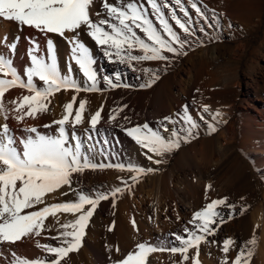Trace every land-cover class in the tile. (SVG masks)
Listing matches in <instances>:
<instances>
[{
	"label": "snow or ice",
	"instance_id": "obj_1",
	"mask_svg": "<svg viewBox=\"0 0 264 264\" xmlns=\"http://www.w3.org/2000/svg\"><path fill=\"white\" fill-rule=\"evenodd\" d=\"M218 18L215 10L211 17L208 15L202 0H0V20L16 23L21 31L24 27L33 29L45 37L44 48L35 37L26 38L30 44L29 63L23 75L12 59L19 37L11 42L6 36L0 38V116L7 121L9 115L15 112L14 118L22 123L26 116L35 119L49 111L50 98L57 93L71 90L79 94L81 91L100 92L109 88L129 87L121 83L119 72L103 76L106 87H99L101 77L94 67L96 60L91 49L81 40L82 33L102 50L109 62L129 68H133V62H163L166 67L173 59L187 55V50L192 46L189 37L205 31L204 27L199 26L201 22L213 28L211 21ZM50 34L64 38L71 45V63L66 64V71L59 66ZM72 64L86 79V85L77 82ZM141 70L152 73L148 82L141 87H151L159 79L152 69ZM16 87L27 89L30 94L23 96L20 103L10 102L14 107L9 109L3 98L9 89ZM76 99L74 95L72 101L63 106L64 113L60 119L42 126L51 128L56 125V134L28 126L22 129L24 135L17 138L7 122L0 124V247H11L24 238L41 236L46 231L45 222L49 217L58 225L57 235L51 238L60 241L58 246L40 245L52 257L47 262L19 258L13 252L11 264H61L62 261L67 264L65 258L80 249L88 223L100 203L115 198L117 193L124 190L122 187L104 191L97 189L89 194L73 188L74 174H82L86 169L113 167L137 174L153 171L130 164L96 162L92 148L84 145L77 132V127L84 123L86 101L82 100L74 112ZM124 108L127 105L113 109L109 122H115ZM102 110L103 105L91 115L89 127L84 129V139L109 145L107 139L96 140ZM209 111L210 106L204 105L199 117L201 121L205 119L203 114ZM220 116L221 113L217 111L212 118ZM122 119L130 126L119 123L115 126L144 149V155L149 160L171 153L182 142H190L197 135L199 126L190 114L188 105H184L183 112H177L175 116H164L157 122L159 128L148 122L134 124L127 113ZM210 131H216L215 126H210ZM98 151L100 154H110L103 147ZM154 162L159 164L163 161L155 159ZM130 179L136 182L138 175H132ZM122 183L128 186L127 180H122ZM211 187L208 185L207 189ZM57 192L62 196H68L71 192L76 199L47 203L45 197ZM223 209L230 210L227 217ZM243 211V208L238 210L234 204H230L227 197L212 199L193 212L183 229L184 235H175L179 246L164 249L138 242L134 251L116 259L113 264H149L150 254L165 250L179 254L181 264H200L201 244H216L221 225L232 219L234 213L241 214ZM58 213L72 214L75 218L60 224ZM132 223L135 226L134 220ZM221 244V264H250L256 238L253 236L248 241L237 243L229 237L223 239ZM234 249H238L237 255L230 258L229 252ZM114 251L119 252L120 249L116 247ZM2 255L3 251H0Z\"/></svg>",
	"mask_w": 264,
	"mask_h": 264
},
{
	"label": "bare ground",
	"instance_id": "obj_2",
	"mask_svg": "<svg viewBox=\"0 0 264 264\" xmlns=\"http://www.w3.org/2000/svg\"><path fill=\"white\" fill-rule=\"evenodd\" d=\"M235 1L236 0H202V4L205 6V11L211 17L213 14V10H215V14L217 16L219 9H221L222 7L227 9L237 7L235 6L237 5L235 4ZM237 1L240 3L239 0ZM247 4L249 3L247 2ZM225 12L228 13L227 11ZM230 12L233 14V10ZM193 15H195L194 11ZM224 16L226 17L223 18V24L224 26H226L229 23V16L228 14H225ZM218 22V19L214 20L215 25L218 24ZM202 23L203 22H201L200 24ZM244 23L246 24V22ZM196 35H202V32H197ZM5 36L7 37L9 42L19 37L17 50L12 56V59L14 60L15 66L23 75L24 68L29 63L28 48L30 44L26 38L35 37L40 43L41 47L44 48L45 37L35 32L33 29L24 27L23 31H21L17 27L16 23L0 20V38ZM50 36L53 39L54 45L56 47L59 66L62 71H66V64L71 63V45L64 38H61L56 34H50ZM190 38L194 37H189V39ZM81 40H83L86 46L91 49V52L96 60V64L94 65V67L101 77L99 81V87L101 89H105L106 87L105 81L102 79V77L105 75L112 76L116 72H119L121 75V83L129 85V87H118L115 89L109 88L100 92L81 91L79 94H76L71 90L67 92L57 93L55 94V96L50 98L51 103L48 105L49 111L38 115L37 118L33 119L26 116L24 121L21 123L14 118L16 113L13 112L9 115L7 121H5L2 116H0V124L7 122L9 124V127L14 130L17 138L24 135L22 129L28 126H36L42 132L48 134H56V125H52L51 128H43L42 126L51 124L52 121L60 119L64 113L63 106L66 103L71 102L72 97L76 95L77 99L76 103L74 104V112L78 107V104L82 100L86 101L84 123L77 127V132L83 140L84 145L92 148L93 156L95 157L96 162H112L114 164L123 163L125 165L130 164L134 167H140L147 161V158L144 155L145 150L138 146L130 137H128L121 128H118L115 125L119 123L121 125H124L125 127L130 126L126 121L122 119L123 115L127 113L134 124H142L144 122H148L155 128H159L160 124L157 122L162 120L164 116H175L177 112H183L184 105H188L190 114L194 117V119H196L199 126L196 130L197 135L195 136V138H192L190 142L181 143L182 145H186L187 143H191L192 141H194L185 149L183 154L185 153L187 157L191 156L194 159L201 157L199 159L204 161L206 160L205 157L207 154H209L208 156L211 158L215 156L221 157V155L225 156L227 154L229 144H224L218 147H214L211 145V147H208L207 143L209 142H207L206 139L198 140L200 136L208 134L210 132V126H215V128H217L218 126L222 125L225 120L228 119L227 114L220 112L219 109H217L214 105H209V100L211 97H215L216 95L220 94L227 95L229 93L228 90H219V82L217 79L212 77L201 81L198 78L197 74L194 73L191 68L181 71L174 70L175 72L170 74L169 72L171 71L172 67L175 66L173 62L177 58L170 61L166 67L163 62H144L142 64H135V62H133V68L124 67L120 64L109 62L108 59L102 54V50L86 34H81ZM211 60L214 59H212L211 57ZM72 68L77 82L81 85H86L88 82L81 75L74 64H72ZM142 68L152 69L159 76V79H157L154 84H156L158 80H160V82L154 89L147 90L148 87H141V85L148 82L152 75V73H146L142 71ZM140 89L142 91L139 92ZM29 94L30 93L27 91V89H22L19 87L11 88L5 93V96L3 98L4 103L9 109H11L14 107V104L10 102L16 101L17 103H20L22 101V97ZM117 96L119 97L118 100ZM89 99L94 100L93 108L87 103ZM101 105H103L102 119L97 125V128L99 129V136L96 137V140L107 139L110 142L109 145H101L99 143H96L95 140L89 142L88 140L84 139V129L89 127V120L91 115H93L97 110H100ZM124 105H127V108H124L123 112L117 115L116 121L109 122V116L113 114L112 110L115 108H121ZM204 105L210 106V111L209 113L203 114L205 119L204 121H201L199 117L200 114H202V108ZM217 111L221 113V116L219 118L213 119L212 116ZM240 129L244 133L243 141L241 143L242 152L246 155L251 153L255 158H257V160L259 158L264 159V124L242 125ZM258 143H261L262 146L257 147L256 144ZM93 145H95V147H93ZM102 147L108 149V153L110 154H100L98 150ZM170 154L171 153H167L163 157L156 158L162 159L163 161L158 164L160 165V168H163L168 163ZM220 166L221 165L218 163L216 164L215 168L219 170ZM218 170L215 171L217 172ZM234 172L235 173L232 175V178L228 179L225 184L221 186L219 191H232L233 187H235L238 181L243 180L244 178L246 179L247 175L249 174V169L246 166L239 165L237 166V170H234ZM103 173L104 171L100 170L96 172L86 170L82 174H74L73 188H77V190H81L91 194V189L89 188V185L91 184L89 180L90 177L94 174L102 175ZM172 179L173 178L170 174V183H172ZM193 188H191L190 192L186 191L187 193H189L190 198L184 208H182L180 202H178V196L180 195L177 190L176 192L174 191L175 193L171 192V195L174 197L175 201V204L173 205V218H170V215L168 213L170 206L169 202H167L166 200H164L162 204L161 200H155L153 202L152 199H149L150 197H140L138 199L130 197L127 203L128 206L125 209H123L124 207L121 208L118 206H113L111 201L107 200L104 204H102L103 207L96 210L93 217L90 219L85 230L86 234L83 237L80 249L78 251L69 253L65 258L67 264H113V261H115L116 259L136 249V247H133V243L131 244L132 241L136 244L138 242H146L150 244L151 239L148 238V236L150 234H154L155 229L162 232L169 245L178 246L179 242L177 240L171 242V235L174 232L177 235H184V227L182 228V226L178 224V222L181 221H176V219L180 220L181 216L190 217L193 211H196L199 207L202 208V206H204L207 202H210V200L215 199L216 197L215 189L212 187L211 189L206 188L207 190H205V195L202 196V194L200 193L201 196L199 197H196L197 195H194ZM107 189L111 188L104 187L103 190L100 189V191H104ZM60 191H63V189ZM197 191L200 190L197 189ZM75 199V195H73L71 192L68 196H62L59 194V192H57L48 194V196L45 197L47 203H58ZM130 213L135 215L144 214L146 220L149 223L147 226L150 229V231L148 230L146 234H143L138 227L129 225L130 230L129 235L127 236H129V239H131L132 241H129L124 236V230L128 223L126 222L128 220H126L125 218L127 216V219H130ZM128 214L130 215V218H128ZM74 218L75 216H73L72 214L58 213L60 224L66 223L67 221ZM164 219L167 220V222L164 221ZM169 226L171 227L169 228ZM45 227L46 231L42 232L41 236L39 237L32 236L29 238H24L21 241L17 242L14 246L0 247V251H3V255L0 256V264H11V261L14 259V257L12 256L13 252L16 254V257L19 258H27L30 260L39 259L44 262L51 260L52 257L50 256V254L45 252L43 248L40 247V245L47 244L58 246L60 244L59 240H53L51 238L52 236L57 235L56 229L58 228V225L52 217H49L45 222ZM110 227L112 228L111 231H109ZM245 227L248 234L247 239L250 240L253 236H255L256 240L258 239L259 241L257 249L251 255L250 264H264L263 205L257 207L256 210L251 214V216L245 220ZM47 229L51 230L49 231ZM91 232H94V235H92L93 233L90 234ZM173 238L175 239V236H173ZM116 247L120 249L119 252L114 251ZM201 256L203 257V253L201 254ZM177 257L179 258L177 264H181L180 255L177 254ZM156 260L154 258H152V260L150 259L149 264H160L157 263ZM166 263L164 260V264ZM61 264H64V262L62 261ZM183 264H187V262H183Z\"/></svg>",
	"mask_w": 264,
	"mask_h": 264
},
{
	"label": "rangeland",
	"instance_id": "obj_3",
	"mask_svg": "<svg viewBox=\"0 0 264 264\" xmlns=\"http://www.w3.org/2000/svg\"><path fill=\"white\" fill-rule=\"evenodd\" d=\"M239 1L240 3L237 0L235 1L237 5H234L237 7H232L231 9L221 8L226 10L219 9L217 13V17H219L218 24L215 25L214 20L211 21L214 24L213 28H209L203 23L200 24L201 27L205 28V31L202 32V35H196L194 38L189 39L192 46L187 50V55H181L174 60L175 63L173 62V64L175 66L169 72L172 74L175 71L191 68L201 81L213 77L219 82V90H228L229 93L227 95H216L209 100V105H214L220 112L227 114L228 119L218 126L216 131H210L208 134L198 138V140L206 139L209 142L207 143L208 147H211V145L218 147L229 144L227 154L213 158L207 154L205 161L200 160L199 158L201 157L197 159L191 156L187 157L183 152L194 142L192 141L186 145L181 144L178 149L172 151L168 163L163 168H160V165L154 162L157 157L154 156L153 160L146 159V163L140 167L153 169V171H147L143 174L114 167L103 170L86 169L92 172L104 171L102 175L94 174L90 177L91 184L87 185H89L91 193L96 189L103 190L104 187H110L111 189L122 187L124 189L122 193H117L115 198L109 199L112 205L114 203L116 207H124L123 209L128 206L127 203L130 197L134 199L150 197L149 199H152L153 202L155 200H161L162 204L164 200L169 202L168 213L170 218H173L175 201L171 192H176L177 190L180 195L178 196V202L184 208L190 198L187 192H190L191 188L194 187V195L199 197L201 194L202 196L205 195L208 185L215 189V199L227 197L228 202L234 204L236 209L243 208L244 211L241 214L234 213L232 219L221 225L220 231L217 233L216 244H201L200 253H203V257L200 254L199 260L203 259L200 260V263L204 261L205 264H221L223 253L220 249L223 239L230 237L236 240L237 243L248 241L245 220L251 216L257 207L264 206V159L259 158L257 160L251 153L246 155L242 152L241 143L244 133L240 129L242 125L264 124V0ZM232 10L233 14L230 12ZM225 14L229 16V23L226 26L223 24V18L226 17L224 16ZM242 18L246 20L243 21ZM211 57L214 60H211ZM159 82L160 80L148 87L147 90L154 89ZM140 91L142 90L140 89ZM118 98L117 96V100ZM87 103L93 108L94 100L89 99ZM256 146L260 147L262 144L258 143ZM218 163L221 165L219 170L215 168ZM239 165L248 167L249 174L246 179L238 181L230 192L219 191L221 186L232 178L235 173L234 170H237ZM215 170L218 171L216 172ZM170 174L173 178L172 183L169 182ZM132 175H138L136 182L130 179ZM122 180H127L128 186H125ZM197 189L200 191H197ZM106 201H102L96 210L101 209L103 207L102 204ZM200 209L201 207L197 210ZM229 211V209H223L225 217H227ZM192 214L190 217L181 216L180 220L176 219V221H181L178 224L183 228L192 218ZM130 215L128 216L130 219H127V216L125 218L128 223L124 230L126 232H124V236L129 241L131 239L127 235H129L130 230L129 225L134 226L133 220L135 221L134 227H138L143 234H146L148 230L150 231L147 226L149 223L144 214L135 215L130 213ZM164 221L167 222L165 219ZM154 232V234L148 236L151 239V245L164 249L173 247V245L167 243L161 231L155 229ZM90 234L94 235V232ZM175 235H177L175 232L171 235V242L176 241L173 238ZM131 244L136 247V243L133 241ZM258 245L259 241L257 239L252 253L257 249ZM249 247L253 246L249 245ZM237 251L238 249L230 250L229 257L234 258L237 255ZM189 255H192L191 251ZM152 258L157 259V263L160 264H164V260L165 263L167 262L166 264H177L179 260L177 254H172L166 250L150 254L148 262Z\"/></svg>",
	"mask_w": 264,
	"mask_h": 264
}]
</instances>
